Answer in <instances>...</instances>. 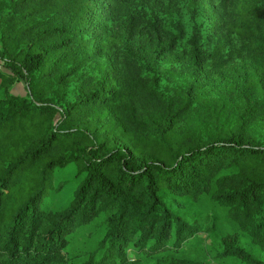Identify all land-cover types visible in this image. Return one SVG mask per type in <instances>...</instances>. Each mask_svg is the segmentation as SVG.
<instances>
[{
  "label": "trees",
  "instance_id": "1",
  "mask_svg": "<svg viewBox=\"0 0 264 264\" xmlns=\"http://www.w3.org/2000/svg\"><path fill=\"white\" fill-rule=\"evenodd\" d=\"M99 217L81 264H204L174 253L218 230L193 250L264 264V0H0V264H72Z\"/></svg>",
  "mask_w": 264,
  "mask_h": 264
},
{
  "label": "rangeland",
  "instance_id": "2",
  "mask_svg": "<svg viewBox=\"0 0 264 264\" xmlns=\"http://www.w3.org/2000/svg\"><path fill=\"white\" fill-rule=\"evenodd\" d=\"M175 13V15H178L181 20L182 16L178 12ZM182 22L186 26L185 29L189 30L190 23L186 17H184ZM11 92L15 95H26L24 85L20 81H16L12 85ZM80 180V176L75 174V170L72 165L57 170L54 180L55 185L58 186V184L64 183L63 187L60 191L51 192V195L45 201V205L52 209H62L71 199L72 193ZM101 219L102 217H99L95 222L80 227L70 236L71 241L67 247V258L70 263L81 264L87 258L88 254L97 248L102 236V228L99 225L101 223ZM223 234L224 231L220 230H218L217 236L201 231L194 235L191 241L186 245L185 252L174 253V256L185 259H193L195 261L203 262L204 264H241V262L235 257L213 259L210 256H204L200 252L196 253V251L193 250L198 246H213L215 241L218 240V236ZM240 238L244 247L256 256L264 259V252L252 246L245 235Z\"/></svg>",
  "mask_w": 264,
  "mask_h": 264
}]
</instances>
